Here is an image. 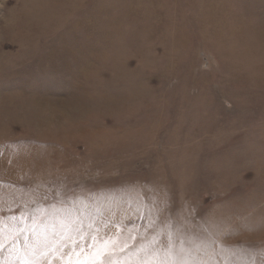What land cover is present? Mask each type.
Instances as JSON below:
<instances>
[{"label":"rangeland","instance_id":"obj_1","mask_svg":"<svg viewBox=\"0 0 264 264\" xmlns=\"http://www.w3.org/2000/svg\"><path fill=\"white\" fill-rule=\"evenodd\" d=\"M66 202L264 247V0H0V225Z\"/></svg>","mask_w":264,"mask_h":264},{"label":"snow or ice","instance_id":"obj_2","mask_svg":"<svg viewBox=\"0 0 264 264\" xmlns=\"http://www.w3.org/2000/svg\"><path fill=\"white\" fill-rule=\"evenodd\" d=\"M52 207L51 213L36 208L13 217L7 230L0 225V264H238L240 256L246 259L239 264H264V247L229 254L213 236L193 238L174 223L158 228L155 221H149L151 231L141 233L137 227L121 240L115 223L116 235L101 232L67 211L71 204ZM86 254L90 258L82 261Z\"/></svg>","mask_w":264,"mask_h":264}]
</instances>
